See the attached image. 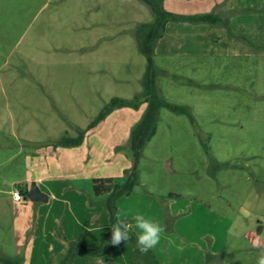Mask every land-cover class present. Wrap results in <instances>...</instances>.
Instances as JSON below:
<instances>
[{
    "label": "rangeland",
    "instance_id": "rangeland-1",
    "mask_svg": "<svg viewBox=\"0 0 264 264\" xmlns=\"http://www.w3.org/2000/svg\"><path fill=\"white\" fill-rule=\"evenodd\" d=\"M163 4L222 20L167 23L155 48L157 86L192 117L161 107L156 132L137 158L131 131L148 104L117 107L96 120L114 96L131 99L144 90L147 56L134 32L152 21L150 7L142 0H0L1 254L18 253L34 221L35 201L25 199L28 188L19 182L32 171L28 152L35 163H48L61 155V137L87 129L79 144L83 169L110 170L124 182L138 166L140 183L118 207L137 234V214L162 226L153 248L161 264H258L264 250V0ZM15 187L22 200H15ZM110 245L103 256L79 257L84 264H142L129 240Z\"/></svg>",
    "mask_w": 264,
    "mask_h": 264
},
{
    "label": "crops",
    "instance_id": "crops-1",
    "mask_svg": "<svg viewBox=\"0 0 264 264\" xmlns=\"http://www.w3.org/2000/svg\"><path fill=\"white\" fill-rule=\"evenodd\" d=\"M79 148H81L79 145L63 147L60 156L64 160L59 161L58 156L53 157V161L49 160L48 163L42 160L35 163L36 155L28 152L27 167L32 171L21 177L19 182L25 183L28 192L31 185L36 183L48 196V200L43 202L33 200L36 211L34 221L26 226V234H29V237L25 242L18 244V253L15 255L2 253L3 256L15 257L21 264H58L67 251L69 240L76 239L87 245L99 244L110 226L111 219L109 211L94 194L93 178L112 175L110 170L102 171L98 175L93 167L83 169L80 164L81 157L78 156ZM78 164L80 169L77 168ZM106 165V169L110 168L108 161ZM83 174L84 183L81 182ZM27 194L26 200L30 199L27 198ZM79 260L84 264L85 258L79 256L72 264ZM86 264L89 262L86 261Z\"/></svg>",
    "mask_w": 264,
    "mask_h": 264
},
{
    "label": "trees",
    "instance_id": "trees-1",
    "mask_svg": "<svg viewBox=\"0 0 264 264\" xmlns=\"http://www.w3.org/2000/svg\"><path fill=\"white\" fill-rule=\"evenodd\" d=\"M142 1L150 7L153 14L152 21L138 23L134 32L139 50L147 56V70L142 80L144 90L131 99L114 96L111 101L106 104L96 120H102L109 112L117 107L133 106L139 108L143 104H148V109L146 113H144L141 121L133 128V131H131V145L134 155L137 158L142 153V150H144L146 142L156 132L161 107H169L177 113H188L192 117V113L188 107L174 104V102L166 100L157 86L156 77L158 73L154 64L156 54L155 48L158 41L165 35L167 23L176 20L177 22H210L214 25L222 20L218 14L213 12L179 14L170 11L166 9L163 4L165 0ZM228 23V21H225L224 24L228 25ZM93 124L94 123H92L90 127L93 126ZM86 130H79L77 136L61 137L56 144L62 145L63 147L81 145ZM139 183L140 176L137 165H134L127 171L126 180L124 182L116 181L113 177L93 178L94 194L97 196V199L102 202L103 207L109 211L111 219L110 226L102 236L98 245H87L76 239L69 240L67 251L60 259L59 264H72L74 259L80 255L100 257L109 252L112 226L116 222V213L118 211L120 212L118 200L121 196L129 195ZM27 193L28 190L24 192V195ZM121 219L124 218L121 217ZM126 221L129 222L128 220ZM130 235L131 239L129 240V243L133 247L135 256L142 262V264H161L153 249H150L147 253H141L138 251L136 247L138 234L133 230V227ZM0 264L21 263L15 257L3 256L0 254Z\"/></svg>",
    "mask_w": 264,
    "mask_h": 264
},
{
    "label": "clouds",
    "instance_id": "clouds-1",
    "mask_svg": "<svg viewBox=\"0 0 264 264\" xmlns=\"http://www.w3.org/2000/svg\"><path fill=\"white\" fill-rule=\"evenodd\" d=\"M185 195H190V192H185ZM136 221V228L140 231L137 235L136 247L139 252L147 253L150 249H153L161 239V233L163 231L162 226L155 220L147 218L143 214H137L134 217ZM132 225L124 219H121V213H116V222L112 226L111 244L113 246H119L122 242L131 239ZM229 235H238L232 229L229 230ZM254 247L260 245L254 244ZM258 264H264V250L258 258Z\"/></svg>",
    "mask_w": 264,
    "mask_h": 264
},
{
    "label": "water",
    "instance_id": "water-1",
    "mask_svg": "<svg viewBox=\"0 0 264 264\" xmlns=\"http://www.w3.org/2000/svg\"><path fill=\"white\" fill-rule=\"evenodd\" d=\"M27 198L42 202L48 200V196L40 190V188L36 185V183L31 185V188L27 194Z\"/></svg>",
    "mask_w": 264,
    "mask_h": 264
},
{
    "label": "built area",
    "instance_id": "built-area-1",
    "mask_svg": "<svg viewBox=\"0 0 264 264\" xmlns=\"http://www.w3.org/2000/svg\"><path fill=\"white\" fill-rule=\"evenodd\" d=\"M13 196L16 200H22L23 199V193L18 187H15L13 189Z\"/></svg>",
    "mask_w": 264,
    "mask_h": 264
}]
</instances>
